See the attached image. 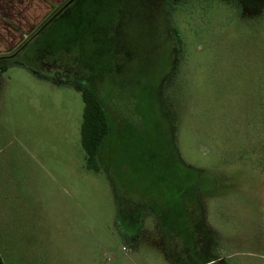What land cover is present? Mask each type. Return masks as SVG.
<instances>
[{
	"label": "rangeland",
	"instance_id": "obj_1",
	"mask_svg": "<svg viewBox=\"0 0 264 264\" xmlns=\"http://www.w3.org/2000/svg\"><path fill=\"white\" fill-rule=\"evenodd\" d=\"M73 1L0 73V264H264V0ZM67 81L107 111L99 173Z\"/></svg>",
	"mask_w": 264,
	"mask_h": 264
},
{
	"label": "trees",
	"instance_id": "obj_2",
	"mask_svg": "<svg viewBox=\"0 0 264 264\" xmlns=\"http://www.w3.org/2000/svg\"><path fill=\"white\" fill-rule=\"evenodd\" d=\"M68 1L69 0H67L66 3ZM92 1L97 2L98 0ZM190 1L191 0H168L167 5L170 7L169 14L170 12H175L177 6L187 7ZM220 1L227 2L228 0ZM66 3H64L61 7H63ZM82 3L86 5L88 3V0H74L69 7L73 9L79 4L83 5ZM61 7H59L56 11L60 10ZM66 12L67 10H62L59 16L66 14ZM38 30L39 29H37L35 33H33V35L37 34ZM32 36H30L25 43L28 44L31 41ZM20 49L21 47L10 52L8 55H0V73L5 72L9 66L16 64L11 58L15 57L20 51ZM29 69L31 71H34V69L31 67ZM65 83L80 93L83 102L82 118L80 124V145L84 152V167L89 171L99 173L100 165L98 160V154L103 141L105 140L106 136L110 131V123L107 111L99 95L94 89L87 87L86 85L80 82L67 81ZM257 111L258 115L261 118L262 131L258 134L260 138L258 139V142L256 143L255 147H250L251 152L254 154L253 160H251L250 162L255 163V167L264 175V84L259 90V101L257 103ZM257 120L258 119L252 121V123L254 124L253 126H256L254 127L255 130L258 128ZM183 174L186 181L185 185H183V187L181 185H178L176 186V188L179 191L183 189L186 194L187 192H195L197 186L199 187L200 185H204L205 187H209L211 185V180L207 175V172L184 167ZM164 198L165 195L163 194V192L162 194H160L159 192L158 203H155V205H153V207L158 210L157 215L159 218H163L164 209L167 204V202L164 201ZM179 201L180 199H176L173 201V203H177L178 205Z\"/></svg>",
	"mask_w": 264,
	"mask_h": 264
},
{
	"label": "crops",
	"instance_id": "obj_3",
	"mask_svg": "<svg viewBox=\"0 0 264 264\" xmlns=\"http://www.w3.org/2000/svg\"><path fill=\"white\" fill-rule=\"evenodd\" d=\"M66 1L0 0V54L22 47Z\"/></svg>",
	"mask_w": 264,
	"mask_h": 264
}]
</instances>
